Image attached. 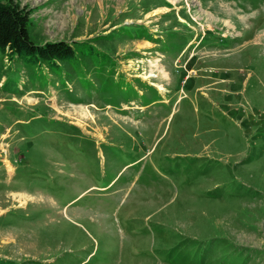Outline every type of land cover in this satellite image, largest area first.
<instances>
[{
    "label": "rangeland",
    "instance_id": "1",
    "mask_svg": "<svg viewBox=\"0 0 264 264\" xmlns=\"http://www.w3.org/2000/svg\"><path fill=\"white\" fill-rule=\"evenodd\" d=\"M15 1L0 264H264V0Z\"/></svg>",
    "mask_w": 264,
    "mask_h": 264
},
{
    "label": "trees",
    "instance_id": "2",
    "mask_svg": "<svg viewBox=\"0 0 264 264\" xmlns=\"http://www.w3.org/2000/svg\"><path fill=\"white\" fill-rule=\"evenodd\" d=\"M31 12L15 0L0 1V47L10 52L32 53L50 63L68 59L75 54L66 40L45 41L35 45L29 36L28 26Z\"/></svg>",
    "mask_w": 264,
    "mask_h": 264
},
{
    "label": "bare ground",
    "instance_id": "3",
    "mask_svg": "<svg viewBox=\"0 0 264 264\" xmlns=\"http://www.w3.org/2000/svg\"><path fill=\"white\" fill-rule=\"evenodd\" d=\"M161 8H155L154 10H153V12L154 11H159ZM157 63L155 62L154 63V65H156ZM160 87H159V89L161 90V89H163L162 87H161V85H159ZM8 167H9V169H8V171L10 172V171H12V166H11V164H9V162H8ZM22 195V194H21ZM20 198H22V197H20Z\"/></svg>",
    "mask_w": 264,
    "mask_h": 264
}]
</instances>
